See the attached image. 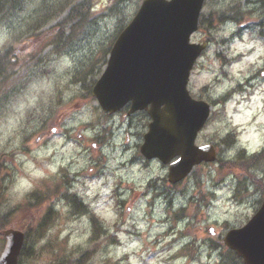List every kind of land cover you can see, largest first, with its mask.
Listing matches in <instances>:
<instances>
[{
  "label": "clouds",
  "instance_id": "obj_1",
  "mask_svg": "<svg viewBox=\"0 0 264 264\" xmlns=\"http://www.w3.org/2000/svg\"><path fill=\"white\" fill-rule=\"evenodd\" d=\"M145 2L0 0V228L21 237L0 264H248L225 233L264 208V0H200L183 93L205 112L175 180L185 154L142 152L153 105L96 94Z\"/></svg>",
  "mask_w": 264,
  "mask_h": 264
},
{
  "label": "water",
  "instance_id": "obj_2",
  "mask_svg": "<svg viewBox=\"0 0 264 264\" xmlns=\"http://www.w3.org/2000/svg\"><path fill=\"white\" fill-rule=\"evenodd\" d=\"M199 4L200 0H173L171 5L163 4V0H146L112 52L96 88L106 109H118L128 100L133 101L131 112L148 103L153 105L154 122L142 152L148 157L159 156L164 162L172 155L185 154V159L171 170L173 180L182 174L186 161L193 159L187 130L202 120L205 112L203 105L192 103L183 93L187 67L200 51L186 44ZM161 103L167 105L164 110H159ZM194 158L211 159V155ZM12 231L3 233V251L11 245L14 254L21 237ZM226 242L244 255L248 264H264V208L247 227L230 231Z\"/></svg>",
  "mask_w": 264,
  "mask_h": 264
},
{
  "label": "rangeland",
  "instance_id": "obj_3",
  "mask_svg": "<svg viewBox=\"0 0 264 264\" xmlns=\"http://www.w3.org/2000/svg\"><path fill=\"white\" fill-rule=\"evenodd\" d=\"M192 39H195V35L193 36V38ZM105 58H106V56H105ZM104 63L102 62L101 64H99L98 65V72L96 73V77H97V79H99L100 78V76L102 75V73H103V71H104ZM122 114H124V115H126V111H123V112H121ZM136 116H138V115H134V116H131V117H129V120H131V119H134ZM251 216H249L248 217V219L250 218ZM247 222V220H245V219H241L234 227H232L231 229H233V228H240L241 226H243L245 223ZM228 231V230H227ZM227 231H226V233H227ZM225 233V234H226ZM3 241H1L0 240V250L2 249V247H3ZM235 264H239V261L237 260V259H235Z\"/></svg>",
  "mask_w": 264,
  "mask_h": 264
},
{
  "label": "trees",
  "instance_id": "obj_4",
  "mask_svg": "<svg viewBox=\"0 0 264 264\" xmlns=\"http://www.w3.org/2000/svg\"><path fill=\"white\" fill-rule=\"evenodd\" d=\"M6 227H7V225H5L4 227L0 228V233H1L2 230H4ZM0 239H2V238H1V235H0Z\"/></svg>",
  "mask_w": 264,
  "mask_h": 264
}]
</instances>
